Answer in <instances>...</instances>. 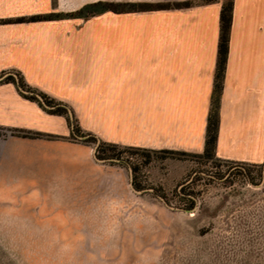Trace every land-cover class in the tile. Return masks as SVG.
<instances>
[{"label": "crops", "instance_id": "1", "mask_svg": "<svg viewBox=\"0 0 264 264\" xmlns=\"http://www.w3.org/2000/svg\"><path fill=\"white\" fill-rule=\"evenodd\" d=\"M53 1L0 0V194L62 193L85 151L14 73L103 142L201 154L223 0L87 18L57 17ZM214 153L264 163V0H233Z\"/></svg>", "mask_w": 264, "mask_h": 264}, {"label": "rangeland", "instance_id": "2", "mask_svg": "<svg viewBox=\"0 0 264 264\" xmlns=\"http://www.w3.org/2000/svg\"><path fill=\"white\" fill-rule=\"evenodd\" d=\"M208 1L52 4L57 17L87 18ZM83 133L67 137L85 151L61 181L62 193L0 194V264H264V163L169 149L113 151L107 142L102 152L101 140ZM192 193L194 204L185 197Z\"/></svg>", "mask_w": 264, "mask_h": 264}, {"label": "trees", "instance_id": "3", "mask_svg": "<svg viewBox=\"0 0 264 264\" xmlns=\"http://www.w3.org/2000/svg\"><path fill=\"white\" fill-rule=\"evenodd\" d=\"M211 1V0H210ZM99 3V2H98ZM101 5H104L106 8L105 3H101ZM97 3H91L83 6L79 11H77L78 15H81L83 11L88 10L89 7H94L96 6ZM232 5H233V0H224L223 4L221 6V11H220V37H219V44H218V54H217V65H216V74H215V79H214V87H213V94H212V99H211V108L208 116V121H207V127H206V136H205V145H204V151L199 154L198 156L204 157L206 159H212L215 157V143H216V138H217V131H218V104H219V97L220 93L222 90V82H223V75H224V69H225V63H226V56H227V50H228V40H229V29H230V24H231V13H232ZM188 6L187 2H182L177 5V7H184ZM105 8L103 10H105ZM159 9V8H156ZM108 10V9H107ZM143 10H150V9H143ZM90 12V11H89ZM5 81L13 82L19 89H25L29 92H31V95L21 93L25 98L30 99L32 101H36L41 107L44 109L45 106L40 102V100L35 96L39 95L43 102L46 105L52 106L51 109H46L49 113L52 114H57V115H62L66 118L67 123L70 127V136L74 139H76V135H85L81 128L79 127L77 120L75 116L73 115L71 118L68 117V112H67V106L66 104L56 101L46 94L33 89L29 86H27L24 82L20 74L15 73V74H10L5 78ZM25 136H30V137H38L39 134H32V133H25ZM88 135L87 138H90L92 140H96L95 137L91 134H86ZM86 140V139H84ZM107 145L105 142L101 141L100 142V151H104L103 148H106ZM111 148L114 149L116 148L115 145H111ZM112 156H115L113 154ZM165 198V196L163 195ZM185 197L190 200L193 204L196 202V196L194 193L192 194H187Z\"/></svg>", "mask_w": 264, "mask_h": 264}, {"label": "water", "instance_id": "4", "mask_svg": "<svg viewBox=\"0 0 264 264\" xmlns=\"http://www.w3.org/2000/svg\"><path fill=\"white\" fill-rule=\"evenodd\" d=\"M20 91H21L22 93H24V94H28V95H31V94H32L31 92H29V91H27V90H25V89H22V88H20ZM35 96L40 100V102L43 104V106H45V107L48 108V109H51V108H52V106L46 105V104L43 102L42 98H41L39 95H35ZM67 112H68V114H69V117H71V113H70V111L68 110Z\"/></svg>", "mask_w": 264, "mask_h": 264}]
</instances>
